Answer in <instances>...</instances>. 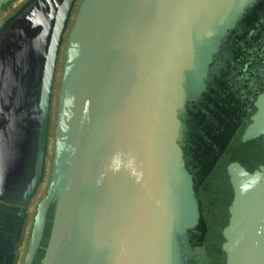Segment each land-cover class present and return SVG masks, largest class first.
I'll use <instances>...</instances> for the list:
<instances>
[{"label": "water", "instance_id": "1", "mask_svg": "<svg viewBox=\"0 0 264 264\" xmlns=\"http://www.w3.org/2000/svg\"><path fill=\"white\" fill-rule=\"evenodd\" d=\"M257 1L61 0L33 42L24 44L28 28L17 31L21 43L8 45L18 57L4 64L0 108L12 114L10 125L26 83L21 118L36 113L38 127L33 176L19 201L8 200L19 206L9 212L24 217L44 184L21 264L38 249L39 264H188L187 232L200 211L179 143L187 108L207 89L228 33ZM34 2L24 1L0 35L20 14L28 17ZM254 107L241 141H264V92ZM226 173L233 195L221 230L224 264H264V164L248 171L233 161Z\"/></svg>", "mask_w": 264, "mask_h": 264}, {"label": "flooded vegetation", "instance_id": "2", "mask_svg": "<svg viewBox=\"0 0 264 264\" xmlns=\"http://www.w3.org/2000/svg\"><path fill=\"white\" fill-rule=\"evenodd\" d=\"M15 1H19L16 2L17 5L14 4ZM24 1L26 0H10L7 3L0 5V26ZM36 1L37 2H34L31 5V9L35 10L33 13L29 14L28 17H25L27 16L25 14H20L0 35V52L2 46L1 41L6 37V33L8 32H15L28 28L24 44L26 45L33 42L31 41V37L33 34L35 36V34L42 28L41 22H45L46 20L48 22L50 18L51 5L54 7L53 11L55 16V14H57V8L61 3V0ZM31 9L29 8V10ZM21 21H23L24 24H21ZM71 21L72 16H70L67 21L66 29L67 27H70ZM38 23H40V25H38ZM53 26H56V21L55 24L52 23L50 25V29L53 28ZM57 27H60V21ZM28 36H30L29 39ZM47 37L48 36H46V39ZM226 44V47L224 46L220 51L216 72L212 75L211 83L207 88L208 91L206 90L203 93L204 96L201 102H196L192 105L190 113L193 112V115H195V118L201 125H203V123L205 125H210L209 122L214 115L212 116L209 111L211 101L207 98V94L220 92L219 94H223L224 97H233L235 106L240 104L236 109L239 114L233 116L234 120L238 123V131L236 130L234 133L227 148L219 154L214 167L209 170L210 173L207 174V178H201V170H203L200 166L201 161L198 160L197 165L194 161L195 156H198V158L201 159L199 156V144L192 140V138L197 139V137L201 135L199 129L200 126L197 127L195 121H193L194 130L192 129L189 134L191 137L185 140V148L187 149L186 160L188 167L190 168L188 171H191L194 194L200 211L198 223H203L205 226L203 232L196 229L193 233H190L189 245L191 254L187 260L188 264H224V256L221 251L223 236L221 235L222 240L219 242L220 238L217 236H213L212 234L207 235L208 226L211 224L207 213L214 215L215 218L217 217L216 219L218 221H214L215 225L216 223L219 225V222H222L224 219H226L227 222V208L230 203H227V199L229 198V201H231L233 195L229 178L226 173L227 164L237 161L245 169L252 171L260 164L264 163V141L261 137L252 138L242 142L239 141V138L241 140L243 128L247 124H242V122L248 113V108L251 110V113L248 116L250 118V115L255 110V99L260 93L264 92V0L258 1V3L246 13L238 27L230 35ZM227 47L228 51L224 52V49ZM38 74L36 68L34 76H38ZM26 115L21 118V114H19L18 118L13 120L8 127L12 128L17 122L25 120ZM10 116L11 115H7L6 119L2 120L7 124L11 120ZM2 133L6 135L7 131ZM3 137L5 138V136ZM3 137L0 136V152L3 148L1 145L4 142ZM210 178H213L212 181L214 182H211ZM28 183L29 180L24 182L25 189L23 186L20 189L13 188L14 193L10 194L11 197L9 198L19 201L22 198ZM209 186H212L215 190L210 191L208 188ZM13 187H15V185H13ZM198 190H200L202 198H199L196 194ZM4 199L0 197V223L4 224V227L0 230V237L3 241L5 239L3 253L5 256L7 253L9 257L8 262L6 261L5 264H10L12 259L11 250H13V247L16 249L14 243L20 232L23 220L20 217H17V219L9 218V209L18 210L19 206L10 204L7 201V198ZM9 223L12 228L11 230L9 229ZM10 233L12 235H10Z\"/></svg>", "mask_w": 264, "mask_h": 264}, {"label": "rangeland", "instance_id": "3", "mask_svg": "<svg viewBox=\"0 0 264 264\" xmlns=\"http://www.w3.org/2000/svg\"><path fill=\"white\" fill-rule=\"evenodd\" d=\"M16 2H19V1H15L14 2L15 5H17ZM31 8L32 7H30V9ZM7 9H10V8H7ZM28 10L29 9H27L26 11H28ZM29 11H30V13H33L35 10L31 9ZM21 24H24L23 21H21ZM233 31H230L228 33L226 40L224 41V44L221 47V50L224 46L226 47V45H227L226 42L229 40V37ZM15 32H16L15 38L12 35H10V36H6L1 41V43H2V46H1L2 58H1V63H0V81L2 79L3 82H4V80L8 81V76H2L5 74L4 64L8 63L12 59L13 56L18 57L17 50L9 48V45H8L9 43H11V41H14L15 39L19 43H21V37H18L19 33L17 31H15ZM67 39H68V36L65 35L62 42H61V51H63L65 49ZM227 51H228V47L224 49V52H227ZM61 77L62 76H56V78H58L57 84L58 83L60 84ZM26 81H27V77H26ZM1 83L2 82H0V84ZM25 87L27 89L26 83L24 85V89H25ZM31 87L34 88V85H31ZM24 89L21 93V95L23 97H21L22 99L19 100V103L15 109V115L16 116H18L19 114L22 113L23 108L27 109L28 105H29L28 104L29 101L26 100V96H28V95L25 94ZM35 92H36V94H35ZM35 92H33V94H32V96H34V97L37 96V92H38V88L36 89V87H35ZM22 101H23V103H22ZM5 111H6L5 106L1 105L0 114L5 115ZM1 115H0V117H1ZM10 118L13 119L12 114H11ZM62 121H63V119H62ZM18 123L20 124V128L18 130L15 128L14 129L10 128L7 131L6 135H4V133L1 134V137L5 136L4 142L2 145L3 148H2V151L0 152V197L2 199L7 198L8 200L9 199L12 200V198H9V197H11L10 194L14 193L13 188L20 189L21 186H23L22 182L24 180L26 182L29 180V182H30L29 175L31 174L33 176V173H34L35 150H36V143H37L38 115L36 113H29L26 115L25 120L19 121ZM15 126H18V124L16 123ZM50 128H51V126L49 125V129ZM12 131H17L15 137H11ZM48 134L49 135L51 134L50 131H48L47 135ZM11 139H13V141H14L12 146H11ZM50 139L52 140V136H50ZM50 159H51V157H50ZM223 164L225 165L224 162H223ZM50 166H51L50 163H49V166L46 165L47 169H50ZM57 179L58 180L60 179L59 175L57 176ZM212 179L210 178L211 182H214V181H212ZM58 180H57V182H58ZM13 185H15V187H13ZM41 188H42V186H41ZM208 188L210 189V191L215 190V188H213L212 186H209ZM196 194L199 196V198H202V196L200 195V190H198L196 192ZM4 200H6V199H4ZM229 202L230 201L228 198L227 203H229ZM55 203L56 202H54V200H53L48 204L49 207H48L47 213H46L47 218H46V222H45V226H44V235L40 241V245H42V246H46V244L48 243V241L50 239V238H48V236H49V233H48L49 232V223H50V219H52L54 217ZM24 208H25V206H24ZM138 211L140 212V214L144 213V209L141 205H138ZM34 214H35V212H34ZM207 214H208L210 222H211V224L208 226L207 235L212 234L213 236H217L218 238H220L219 242H221V240H222L221 230L226 223V219H224L222 222H219V225L217 223L215 225V222L218 221L216 219L217 217L215 218L214 215H211L209 213H207ZM26 221L27 220H24L22 225H21V229H20V232L17 236L16 242L21 237V234L24 231V229L26 227L28 229H30V227L32 225L31 223L27 224ZM46 233H48L47 236H46ZM21 247L22 246H20V249H18V253H17L18 256H21V255H23V253H25L24 252L26 250L25 244L23 245L22 248ZM43 254H44L43 249L36 250V252L34 253V255L32 257L30 264H39L40 259L42 258ZM11 258L13 260L16 258V249L14 247H13V250H11ZM18 261H19V259H17L14 264H21V263H18ZM140 264H145V263H140Z\"/></svg>", "mask_w": 264, "mask_h": 264}, {"label": "trees", "instance_id": "4", "mask_svg": "<svg viewBox=\"0 0 264 264\" xmlns=\"http://www.w3.org/2000/svg\"><path fill=\"white\" fill-rule=\"evenodd\" d=\"M258 1L249 10H246L244 16L246 15L248 11H250L258 3ZM243 17L241 18V20L243 19ZM241 20L239 21V23L241 22ZM239 23L236 25V27L233 30H235L238 27ZM220 51H221V48L215 54L212 64L210 66L207 88L211 83L212 75L216 72V68L218 65L217 60L220 56ZM206 90L208 91V89ZM219 93L220 92H216L215 94L213 93L207 94V98L210 99L211 101V104L209 105L210 106L209 111L212 114V116L214 115L212 120L209 122L210 125H205L204 123L203 125H201L195 118V115H193V112L190 113V109L192 105L196 102H201L204 95L202 94V96L197 101H194L193 103L190 104V106L187 108L186 119L184 120L185 122L182 128L181 137L179 139V143L183 149V155L185 159L186 168L190 169L188 167L187 160H186L187 149L185 148V140L191 137L189 134L192 131V129L194 130L193 121L196 122L197 127L198 126L201 127V128L199 127L201 135L198 136L197 139L192 138V140L196 141V143L199 144V156L201 157V159H199L198 156H195L194 161L196 165L198 164V160L201 161L200 166L203 168V170H201V178L203 177L207 178L208 176L207 174L210 173L209 170L214 167L215 161L216 159H218L219 154L225 148H227V145H229V142L234 136V133L236 132L237 126H238V123L234 120L233 116L236 114H239L236 111V109L239 107L240 104H238V106H235L233 97H224L223 94H219ZM247 112L248 113L246 114V117L243 119L242 124H246L248 122L249 120L248 116L251 113L250 108H248ZM239 141L242 142L240 138H239ZM8 216L9 218L17 219V215L14 213L9 212ZM10 223H9V226H10L9 229L11 230L12 228H11ZM3 227H4V224L0 223V230ZM196 229H199L201 232H203L205 230V226L203 223L201 224L198 223L194 228L188 230L187 232L188 245H189L190 233H193ZM10 235L12 234L10 233ZM47 235L48 233H46V236ZM4 241L0 237V264H5L6 261L8 262V259H9L7 253H6V256L3 253Z\"/></svg>", "mask_w": 264, "mask_h": 264}, {"label": "crops", "instance_id": "5", "mask_svg": "<svg viewBox=\"0 0 264 264\" xmlns=\"http://www.w3.org/2000/svg\"><path fill=\"white\" fill-rule=\"evenodd\" d=\"M8 95V94H7ZM5 113H6V115H1V117H0V136H1V134H2V132H6V131H8L10 128L6 125V122L4 121V120H2V119H6V117H7V110L5 111ZM17 124H18V126H13V125H11V126H13L12 128H15V129H19L20 128V124L17 122ZM5 128H6V130H5ZM16 131H12L11 132V137H15L16 136ZM4 139V138H3ZM13 143H14V141H13V139H11V146L13 145ZM1 145H3V144H1ZM35 159H36V150H35ZM34 167H35V165H34ZM35 169V168H34ZM32 178V175L30 174L29 175V179H31ZM24 182H25V180L22 182V184H23V188L25 187V185H24ZM26 184V183H25ZM41 186H42V188H41ZM22 187V186H21ZM43 187H44V184L43 185H40L38 188H37V190L35 191V194H33V196L31 197V198H29V200L27 201V205L25 206V211H26V214H25V216L24 217H22L21 219L24 221V220H27L26 222H27V224H29L30 223V221H31V219H32V216H33V214H34V209H35V207H36V205H37V203H38V201H39V199H40V196H41V194H42V192H43ZM22 188V189H23ZM25 189V188H24ZM29 206V207H28ZM27 233H28V228L26 227L25 229H24V231L22 232V234H21V237L19 238V240L16 242V244H15V246H16V258L13 260V263L12 264H14L15 262H16V260L17 259H19V261H18V263H20V261H21V257L19 258V256L17 255V253H18V249H20V246H22L23 247V245L25 244V242H26V235H27ZM21 247V248H22Z\"/></svg>", "mask_w": 264, "mask_h": 264}, {"label": "bare ground", "instance_id": "6", "mask_svg": "<svg viewBox=\"0 0 264 264\" xmlns=\"http://www.w3.org/2000/svg\"><path fill=\"white\" fill-rule=\"evenodd\" d=\"M34 197V196H33ZM29 207V206H28ZM25 225V224H24ZM24 228V227H23ZM25 252V251H24Z\"/></svg>", "mask_w": 264, "mask_h": 264}]
</instances>
